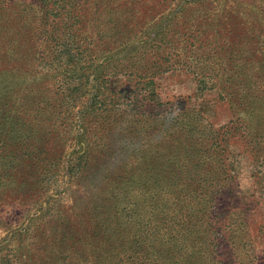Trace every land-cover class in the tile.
<instances>
[{
	"label": "rangeland",
	"instance_id": "rangeland-1",
	"mask_svg": "<svg viewBox=\"0 0 264 264\" xmlns=\"http://www.w3.org/2000/svg\"><path fill=\"white\" fill-rule=\"evenodd\" d=\"M49 1L47 13L37 0H0L6 16L0 20V257L11 264H53L48 252L55 235L48 229L73 221L76 206L100 202L68 162L80 155L84 132L93 156L98 144L118 138L100 132L87 108L96 90L108 87L100 98L115 113L134 114L118 123L135 127L127 139L144 145L141 157L161 145V153L179 162L167 172L180 176L168 192L181 190L186 208L172 205L168 213L198 230V253L207 236L220 264H264V58L256 55L258 69L249 65L256 60L251 49L261 45L251 27L258 31L263 0ZM31 4L38 15L13 13ZM38 48H82L92 55L85 58L92 67L80 100L59 106L52 86L40 90L41 75L60 78V71L29 67ZM147 61L156 69L145 75L128 78L123 66L116 71L120 62ZM22 70L33 72L24 76ZM41 146L47 153L39 155ZM30 158L39 168L26 176ZM208 213L211 232L204 228ZM34 227L35 241L29 239ZM101 250L98 244L87 251Z\"/></svg>",
	"mask_w": 264,
	"mask_h": 264
},
{
	"label": "trees",
	"instance_id": "trees-1",
	"mask_svg": "<svg viewBox=\"0 0 264 264\" xmlns=\"http://www.w3.org/2000/svg\"><path fill=\"white\" fill-rule=\"evenodd\" d=\"M37 1L42 4L39 8L45 7L46 12L49 13L47 4L50 1ZM32 5L28 6V11L26 8H22L21 12L17 13L18 10H14L13 13H21L19 17L23 16L22 13L26 14L25 17L38 15L39 9ZM54 11V9L51 10L50 14ZM47 13L41 20L45 19ZM256 14L258 31L254 27L251 28L257 33L256 39L261 42V45L259 48L251 49V57L256 60H252L249 65L251 68L257 67L258 69L259 59L256 58V55L261 54V58H264V4L256 11ZM3 17L6 16L1 9L0 20ZM39 19L40 17L36 18L37 21ZM73 49L74 51H71L70 48H44L41 51L38 48L36 55L30 56L32 66L29 67L36 68L37 65L46 64L52 72L59 69L58 76L60 78L48 73L47 77L41 75L37 84L41 85L40 90L52 86L59 106L64 104L71 106L75 100H80L81 92L90 83L92 66H86L85 63L88 61L85 58L92 55L82 48H77L78 51ZM27 54H21L17 61L23 62ZM24 64L26 67L27 64ZM116 66H118V70H115L118 72L122 71L123 66V75L128 78H135L137 74L145 75L152 69H156V66H151L148 61L138 64L128 63L126 66H124V62H120ZM259 69L264 73V65L259 66ZM32 72L23 71L22 75L30 74L28 76H31ZM37 73L40 74V72ZM50 79L53 80V83L49 82ZM107 82L108 80L104 83ZM107 91L108 87L97 89L87 108L91 109L93 123L101 127L100 132L107 133L110 137L118 136V138L98 144L96 147L99 148V155L93 156L90 152L92 145L88 143V135L84 132L85 142L79 145L80 155L73 156L68 162V167L72 166L76 169L72 175L77 179H86L84 188L90 191V194L101 197V200L88 205L84 204L83 207L76 206L74 212L71 213L73 221L59 223L56 226L57 229L54 227L48 229L52 237L55 235L48 252V254L54 255L51 261L53 264H220L212 255L214 244L211 238L206 236L200 241L201 250L198 253V230L190 229L186 226L188 221H182L168 213L172 205L178 207L179 210L185 207L182 200L185 194L181 190L174 189L172 196H169L168 192L170 186H173L171 181L177 183L180 176L175 173L168 176L167 172L174 167L178 169L179 162L174 165L168 154L161 153V145L148 147V150L153 151V154L145 158L141 157L144 145L143 147L135 146L132 140L127 139V135L132 134L135 127L131 124L122 126L118 123L119 120L123 121L125 116L134 117L133 112L121 110L115 113L114 109L109 107L108 100L100 98L107 97ZM151 94L153 93L151 92ZM22 96L28 97L26 93ZM125 98L124 95L122 104H124ZM111 117L113 118L110 122H107ZM112 123L115 125L108 127ZM247 128L250 131L248 126ZM139 131L142 132L143 129L141 128ZM103 135L100 134V136ZM88 145L89 149H87ZM258 146L255 145L253 151L256 156L259 152ZM180 150L181 147L178 151ZM40 152L39 155L47 153V150L41 146ZM34 158L27 160L26 171L22 169L26 176L29 175L30 169L37 170L39 168L33 160ZM43 161L46 166H49V161ZM180 161L185 162L183 158ZM59 162L60 157L55 163ZM194 165L197 167L199 164L196 162ZM152 186L155 188L152 189ZM216 193L217 191L212 193L211 199ZM87 215L91 216L89 222ZM80 218V222H76ZM189 218L188 214L186 219L189 220ZM169 221H175L170 230L167 227ZM180 225L184 229L183 233L179 229ZM211 226L212 217L208 213L204 228L207 232H211ZM35 229L34 227L33 234L29 238L33 241H35ZM41 235L43 232L39 233L38 237ZM98 244L102 248L101 255L99 252L87 251L92 250L94 245ZM9 261L7 257H0V264H11L12 261L11 263Z\"/></svg>",
	"mask_w": 264,
	"mask_h": 264
},
{
	"label": "clouds",
	"instance_id": "clouds-1",
	"mask_svg": "<svg viewBox=\"0 0 264 264\" xmlns=\"http://www.w3.org/2000/svg\"><path fill=\"white\" fill-rule=\"evenodd\" d=\"M173 116L175 115V114H172ZM172 117V116H171Z\"/></svg>",
	"mask_w": 264,
	"mask_h": 264
}]
</instances>
